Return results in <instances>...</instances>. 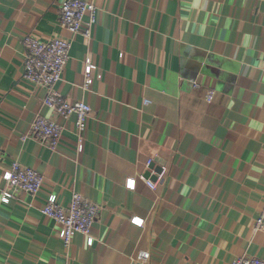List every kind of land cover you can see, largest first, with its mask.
<instances>
[{
    "label": "crops",
    "instance_id": "1",
    "mask_svg": "<svg viewBox=\"0 0 264 264\" xmlns=\"http://www.w3.org/2000/svg\"><path fill=\"white\" fill-rule=\"evenodd\" d=\"M64 1L0 0V264L264 260V0H82L98 10L89 40L62 28ZM30 34L72 40L57 89L92 109L82 135L24 80ZM38 117L63 129L56 150L24 140ZM15 161L44 188L4 204ZM75 193L100 210L92 247L77 235L68 248L42 214L50 194Z\"/></svg>",
    "mask_w": 264,
    "mask_h": 264
},
{
    "label": "built area",
    "instance_id": "2",
    "mask_svg": "<svg viewBox=\"0 0 264 264\" xmlns=\"http://www.w3.org/2000/svg\"><path fill=\"white\" fill-rule=\"evenodd\" d=\"M97 8L94 4L82 0H65L60 6V24L71 36L83 35L86 39L93 37L97 25ZM25 47L24 80L35 88L45 89L47 97L44 105L54 111L61 118L76 116V130L82 135L88 129L92 118V109L85 102H71L62 96L57 87L63 80V75L70 60L72 40L56 37L44 42L32 34L23 40ZM95 68L88 65L85 70L84 89L87 91L91 83V74ZM214 92H209L207 101L212 102ZM63 129L52 120L38 117L31 125L29 134L24 140L42 143L50 150H56L61 142ZM149 162L148 165H151ZM167 174L164 169L160 175L163 180ZM3 180L8 185L7 190L1 192V202L9 204L16 192H23L37 197L44 188V179L32 168L26 167L18 161L11 166V171L4 174ZM151 190H156L157 183L145 181ZM127 188L134 190L136 180H129ZM99 207L89 200L75 193L68 205L59 202L57 195L50 194L42 214L51 219L59 228L64 244L69 248L75 236L83 235L89 247L94 246L96 240L92 237V230L99 218ZM136 221H140L137 223ZM139 226L143 220L134 219ZM256 230L264 231V206L256 222ZM141 261L149 259L148 254L141 256ZM233 264H264V260L253 257H240Z\"/></svg>",
    "mask_w": 264,
    "mask_h": 264
},
{
    "label": "water",
    "instance_id": "3",
    "mask_svg": "<svg viewBox=\"0 0 264 264\" xmlns=\"http://www.w3.org/2000/svg\"><path fill=\"white\" fill-rule=\"evenodd\" d=\"M150 168H153V164L150 166ZM160 171V170H159Z\"/></svg>",
    "mask_w": 264,
    "mask_h": 264
},
{
    "label": "snow or ice",
    "instance_id": "4",
    "mask_svg": "<svg viewBox=\"0 0 264 264\" xmlns=\"http://www.w3.org/2000/svg\"><path fill=\"white\" fill-rule=\"evenodd\" d=\"M137 223H140V221H136Z\"/></svg>",
    "mask_w": 264,
    "mask_h": 264
}]
</instances>
